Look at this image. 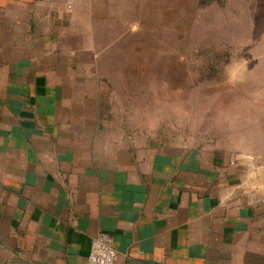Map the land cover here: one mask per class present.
<instances>
[{"label":"crops","instance_id":"0c3cea01","mask_svg":"<svg viewBox=\"0 0 264 264\" xmlns=\"http://www.w3.org/2000/svg\"><path fill=\"white\" fill-rule=\"evenodd\" d=\"M106 11L0 0V264H86L100 233L114 264H264V164L114 129L108 84L65 51Z\"/></svg>","mask_w":264,"mask_h":264},{"label":"rangeland","instance_id":"374dc122","mask_svg":"<svg viewBox=\"0 0 264 264\" xmlns=\"http://www.w3.org/2000/svg\"><path fill=\"white\" fill-rule=\"evenodd\" d=\"M104 5L91 27L71 29L64 49L108 84L106 111L123 120L114 129L264 164V0Z\"/></svg>","mask_w":264,"mask_h":264},{"label":"built area","instance_id":"2783aa9c","mask_svg":"<svg viewBox=\"0 0 264 264\" xmlns=\"http://www.w3.org/2000/svg\"><path fill=\"white\" fill-rule=\"evenodd\" d=\"M116 258L113 238L100 233L91 241L86 264H114Z\"/></svg>","mask_w":264,"mask_h":264}]
</instances>
